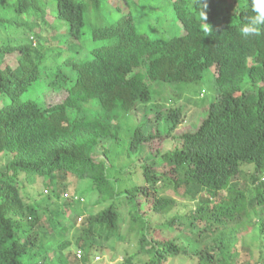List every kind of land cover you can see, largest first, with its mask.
<instances>
[{"label": "trees", "instance_id": "obj_1", "mask_svg": "<svg viewBox=\"0 0 264 264\" xmlns=\"http://www.w3.org/2000/svg\"><path fill=\"white\" fill-rule=\"evenodd\" d=\"M104 1L0 0V264H91L109 242L126 240L123 205L127 231L137 237L136 251L124 252L125 264L136 256L168 264L178 255L196 258L195 264H241L250 224L260 235L264 227V31L252 38L239 31L253 15L251 0L234 19L229 0H207L209 36L200 28L201 0H174L182 33L164 40L140 31L121 5L113 19ZM120 1L128 7L135 0ZM86 27L99 45L88 44ZM210 68L218 95L195 131L180 135V147L158 148L146 159L152 143L180 125L177 107L152 106L134 126L126 153L145 184H124L112 152L124 141L120 122L151 101L149 82L199 81ZM55 93L61 100L47 102ZM158 115L169 132L160 131ZM73 179L90 180L100 207L85 214L77 202L65 205L76 223L83 215L74 241L60 219L44 225L43 202L25 185L40 181L41 196L66 200ZM204 192L218 200L200 199ZM152 213L164 216L154 228ZM184 229L181 243L177 234Z\"/></svg>", "mask_w": 264, "mask_h": 264}, {"label": "rangeland", "instance_id": "obj_2", "mask_svg": "<svg viewBox=\"0 0 264 264\" xmlns=\"http://www.w3.org/2000/svg\"><path fill=\"white\" fill-rule=\"evenodd\" d=\"M174 0H135L132 1L128 7L124 6L123 2L120 0H105L104 1V9L113 19L117 18L119 15L118 6L121 5L120 11L121 14L125 12H130L135 21L137 23V27L140 31L146 32L148 35L152 37H159L160 39L164 40L166 38L172 37L173 35L182 33L181 25L175 17L174 7H173ZM235 1V2H234ZM229 0L231 4L226 5L227 12L229 11L231 18L234 19V14L236 10L240 9L244 5V0ZM235 9V11H234ZM90 27H86L84 29V36L87 38L88 44L90 46L99 45L100 42H93L90 40ZM89 37V38H88ZM144 71V68L142 69ZM214 69L210 68L206 70L203 74V77L199 81L193 82H164V81H157V82H149L150 92H151V101L149 104H138L132 112L129 113L127 117H125L121 123V135L123 138V142L118 145L115 151L112 152V157H115V164L117 174L120 176L119 180H122L124 184L127 186H131L134 184L142 185L145 184L143 175L138 169H134L133 166H130L129 162L130 159L128 154L126 153L128 145H129V138L132 133V129L137 123H140L143 118H146V114L148 111H151L152 106H160L163 110L167 111L168 108L177 107L181 109V116L182 119L180 121V125L178 128L173 130L172 133H169L165 137L162 136L164 139H160L158 142L156 140L150 146L149 152H147L146 159L152 158V151H155L159 148V151L165 149H175L180 147L181 141L179 139L180 135L184 132L190 131L193 132L197 128L198 124L206 117L207 113V104L211 101L215 100L218 95V91L216 89V81L214 79ZM62 93H55L48 97L47 102H57L61 100ZM95 108V107H93ZM162 109L161 112H164ZM161 115V114H160ZM160 131L164 134L169 132L170 123L165 120L164 117H160ZM156 117L154 115H150L147 120L150 123L149 127L151 130L154 131L153 127L156 125ZM111 147L112 145L109 144ZM120 147V148H119ZM119 151L117 153V149ZM101 151V148L98 150ZM116 155V156H115ZM136 154H133V159H135ZM135 163V162H134ZM136 166V164H133ZM138 168V167H137ZM246 171H252L251 166L244 167ZM114 175L116 173L114 172ZM113 175V176H114ZM116 176L114 180L117 179ZM113 180V179H112ZM72 188L69 186L70 193H76L80 196H84L85 202L82 204L77 205V210L82 211L86 214V211L91 209L93 213H96L99 210V206L94 203V199L91 197L94 195V189L91 185L90 180L84 179V181H79L76 179L71 180ZM246 184L245 180H240V187H244ZM26 191L29 195L37 196V200H41L42 207L45 212V216L43 219L44 225L48 228L49 226L53 225V221L55 218L60 219V223L63 227L67 228L68 231V238L72 241L75 240V237L78 235L79 230H81L80 223L78 224L74 221V214L68 213L64 210L65 205L71 204L70 201L65 200L62 196L59 198L55 197H46L41 196L45 191L44 187H42V183L40 181L25 183ZM62 192H60L61 194ZM167 194L176 197L178 200L188 201L189 198L186 199L182 198L183 194L175 195L171 191H166ZM46 194V192H45ZM223 194H225L223 192ZM91 197V199H89ZM204 197L211 198L212 202H215V197L209 194L208 192H204L200 196V199ZM93 200V205L91 204ZM123 203V201H122ZM183 204L181 203V206ZM184 206V205H183ZM122 211V230L121 234L125 237L126 240L124 241H116L112 240L109 242L107 249L105 252L99 254L100 259L91 262V264H125L124 262V252L127 251L129 254H132L136 251L137 248V237L132 234L128 233L127 228L129 225L130 215L128 214L129 208L127 205L121 206ZM77 214V213H76ZM83 216V215H80ZM264 216V214H263ZM55 217V218H54ZM151 218V228H154L161 224L164 219L163 215L152 213L150 215ZM250 224L249 231L246 233L244 238L241 240L240 243V255L238 257V262L243 264L249 262L251 264H264V227L262 235H260V228L258 225H254L255 223ZM187 228V227H185ZM164 229V228H163ZM188 229V228H187ZM187 229L181 230L178 232V236L180 238L177 241L183 243L181 238V234L183 238H186V231ZM153 230V229H152ZM57 232V231H55ZM54 232V233H55ZM185 233V234H184ZM188 233V231H187ZM172 235L175 232L171 233ZM196 236L192 235L191 238H195ZM239 246V245H238ZM196 258L187 257L184 255L174 256L169 259L168 264H195ZM133 264H146V258L143 256H136L133 259Z\"/></svg>", "mask_w": 264, "mask_h": 264}, {"label": "clouds", "instance_id": "obj_3", "mask_svg": "<svg viewBox=\"0 0 264 264\" xmlns=\"http://www.w3.org/2000/svg\"><path fill=\"white\" fill-rule=\"evenodd\" d=\"M201 2L203 7L199 13V18L201 21L200 28L205 33L206 36H209L211 35L213 29L212 26L206 22L207 21L206 10L208 8V4H207V0H201ZM251 12L253 13V15L246 17L247 22L242 24L239 29L241 35L244 36L245 38H252L259 36L261 35V32L264 31V0H251ZM262 180H264V177H262ZM69 194L70 196H78L79 199L75 200L71 197V198H66L67 201L77 202L79 204L85 202L84 196H80L76 193H70V192ZM81 220H82V216L78 218V223H80Z\"/></svg>", "mask_w": 264, "mask_h": 264}, {"label": "built area", "instance_id": "obj_4", "mask_svg": "<svg viewBox=\"0 0 264 264\" xmlns=\"http://www.w3.org/2000/svg\"><path fill=\"white\" fill-rule=\"evenodd\" d=\"M65 197H66V198H71V197H72V198L75 199V200L79 199L78 196H70V195H68V194H65ZM77 256H78V257L81 256V252H80V250L77 252ZM95 259L98 260V259H100V257H99V256H95Z\"/></svg>", "mask_w": 264, "mask_h": 264}]
</instances>
